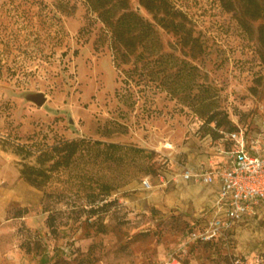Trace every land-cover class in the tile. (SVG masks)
I'll use <instances>...</instances> for the list:
<instances>
[{
  "label": "rangeland",
  "instance_id": "rangeland-1",
  "mask_svg": "<svg viewBox=\"0 0 264 264\" xmlns=\"http://www.w3.org/2000/svg\"><path fill=\"white\" fill-rule=\"evenodd\" d=\"M130 3L153 24L158 44L138 46L144 59L135 63L133 56L118 67L111 34L86 1L0 0L6 137L35 152L25 155L28 164L48 147L86 141L73 165L53 173L47 187L52 195L41 205L26 208L25 219L17 217L23 212L18 206L0 219V264H165L172 255L181 264H264V203L225 238L189 242L188 234L202 229L213 209L200 201L210 184L183 175L218 161L222 148L204 127L195 96L210 89L217 111L233 124L249 136L262 131L260 22L246 31L222 0H170L192 35L186 45L183 34L159 24L161 14L157 19L139 0ZM184 61L195 68L194 87L174 93L164 82H172ZM43 92L44 107L27 100ZM110 143L144 152L113 159L105 147ZM92 191L100 193L96 205L106 206L90 218ZM50 212L56 235L45 224Z\"/></svg>",
  "mask_w": 264,
  "mask_h": 264
},
{
  "label": "trees",
  "instance_id": "trees-1",
  "mask_svg": "<svg viewBox=\"0 0 264 264\" xmlns=\"http://www.w3.org/2000/svg\"><path fill=\"white\" fill-rule=\"evenodd\" d=\"M88 5V9L92 14L96 15L99 20L104 24L105 30L111 34V40L114 44V59L115 63L119 66L123 64H129L131 58H136L135 63L142 61L144 55L142 53L136 54L138 46L146 45L147 48H154L158 43L157 34L153 24L143 18L137 11L131 7V0H84ZM141 5L145 7L152 14H155L158 19L159 14L162 18L159 20V24L162 27L176 32L177 34H183V40L186 45L192 43V35L187 34L185 30L187 25L182 15V11H175L170 3V0H139ZM222 6L225 11L229 13H235L239 23L247 31L251 29V22H260L257 30V40L259 42L261 55L264 58V0H222ZM169 63L173 58L167 57ZM186 61L176 71L175 75L169 77L172 78V82H164L166 87L173 89L172 92L176 93V90H191L193 83L195 82L196 72L192 66H188ZM169 65V64H168ZM173 65V64H172ZM131 76V71H127ZM134 72V71H132ZM151 73L153 78L158 76V73ZM142 76V75H141ZM156 76V77H155ZM155 80V79H154ZM209 89L206 95L195 96L197 103L196 111L199 116L204 119V127L207 128L210 133L213 134L212 138L221 139L223 136L222 131L233 132L237 130V124H233L227 113L223 111H217L214 94ZM211 93V94H210ZM222 130V131H221ZM86 141L83 139H74L73 141H66L59 146L52 148H46L38 155L37 162L28 164L25 162V155L35 154V152L29 147L7 137L0 136V149L3 151L12 153L17 156H23L22 159H18L17 165L20 169L21 177L26 180L30 185L41 191L43 194L42 202L48 195H52V192L47 191V187L51 181V177L55 171L61 168H69L75 160V156L82 151V146ZM95 144L100 145V142ZM108 148L109 156L113 159L122 156V152H144L143 149H136L135 147H129L122 144L110 143L105 144ZM47 162H52L50 165H46ZM100 193L92 191L89 196L88 206L91 208L87 213L91 217H94L100 213L102 208L106 205H96L98 202ZM41 202V203H42ZM26 209L19 213L17 216L21 217L26 213ZM48 209L45 211L47 213ZM45 224L49 227L51 234H57L58 226L56 224L55 216L50 212L48 214ZM26 252L31 254L33 248H26Z\"/></svg>",
  "mask_w": 264,
  "mask_h": 264
},
{
  "label": "built area",
  "instance_id": "built-area-1",
  "mask_svg": "<svg viewBox=\"0 0 264 264\" xmlns=\"http://www.w3.org/2000/svg\"><path fill=\"white\" fill-rule=\"evenodd\" d=\"M222 133L220 153L224 162L183 174L186 180L204 185L218 181L221 189L210 220L202 229L188 234L189 242L210 243L225 238L239 222L257 214L258 206L264 203V130L249 136L237 125L236 131ZM144 184L150 189V180ZM165 264L181 263L172 255Z\"/></svg>",
  "mask_w": 264,
  "mask_h": 264
},
{
  "label": "crops",
  "instance_id": "crops-1",
  "mask_svg": "<svg viewBox=\"0 0 264 264\" xmlns=\"http://www.w3.org/2000/svg\"><path fill=\"white\" fill-rule=\"evenodd\" d=\"M260 129L264 130V127ZM6 131L4 118L0 117V136L6 137ZM257 134L255 133L253 136ZM15 140L21 143L20 139ZM218 155V161L215 162L210 159V165L219 166L224 162V155H221V153ZM17 161L16 155L0 149V219H8L10 209L13 207L18 206L24 211L26 208L38 207L42 202L43 194L21 177ZM210 165L206 168H209ZM185 185L187 186V182ZM200 190H202V187H200ZM206 190L207 192L202 194L200 201L205 204L204 207L208 210L213 209L212 211H214V203L221 190L220 183L216 181L210 184ZM24 217L25 215L19 218Z\"/></svg>",
  "mask_w": 264,
  "mask_h": 264
},
{
  "label": "water",
  "instance_id": "water-1",
  "mask_svg": "<svg viewBox=\"0 0 264 264\" xmlns=\"http://www.w3.org/2000/svg\"><path fill=\"white\" fill-rule=\"evenodd\" d=\"M27 100L33 102L38 107H44L43 105L47 102V97L45 93H31L28 94Z\"/></svg>",
  "mask_w": 264,
  "mask_h": 264
}]
</instances>
